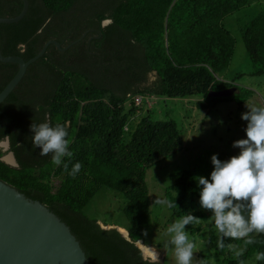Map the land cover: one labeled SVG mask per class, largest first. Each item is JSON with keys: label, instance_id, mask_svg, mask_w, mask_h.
I'll use <instances>...</instances> for the list:
<instances>
[{"label": "trees", "instance_id": "trees-1", "mask_svg": "<svg viewBox=\"0 0 264 264\" xmlns=\"http://www.w3.org/2000/svg\"><path fill=\"white\" fill-rule=\"evenodd\" d=\"M21 9L20 0H0V18L15 17ZM250 11L256 14L247 19L245 13ZM105 20H110L109 24L102 27ZM229 23L238 28L236 35L244 45L248 77H264L261 0H28V10L19 22L0 24L1 54L24 61L49 40L63 48L78 40L83 30L95 28L97 32L89 35H100L90 49L99 58L85 51L86 38L64 53L49 45L0 104V142L8 136L19 145L13 149L24 152L18 168L0 160V181L58 217L79 242L88 264H157L144 260L135 246L151 222L146 173L182 152L183 137L178 123L168 115L158 120L150 109L138 119L135 115L138 108H147L149 100L164 105L166 99L188 103V99L198 98L195 107L206 119L236 93L250 99L251 90L236 85L241 76L231 80L219 77L234 55ZM16 67L0 63V69L5 70L0 91ZM150 72H155L157 79L145 85ZM228 88H236L230 97L207 96L209 91ZM136 96L147 102L136 106ZM237 106L243 107L241 102ZM45 120L67 127L73 156L70 161L65 158V163L69 170L76 162L82 164L74 178L63 165H53L50 156L41 157L40 150L32 148L30 125ZM169 181L165 199L174 205L166 207L170 217L192 214L201 218L187 230L191 236L202 231L218 261L264 264L255 259L257 252H264V235L255 236L256 243L246 249L243 240H225V247L219 248L214 225L206 224L205 215L193 201L200 188L192 173L178 171ZM103 188L123 197L120 210L130 241L84 214ZM234 248L244 249L239 260Z\"/></svg>", "mask_w": 264, "mask_h": 264}, {"label": "rangeland", "instance_id": "rangeland-1", "mask_svg": "<svg viewBox=\"0 0 264 264\" xmlns=\"http://www.w3.org/2000/svg\"><path fill=\"white\" fill-rule=\"evenodd\" d=\"M261 2H264V0H261ZM245 14L247 19H249L256 13L250 11ZM106 24L107 22H104V25ZM227 27L235 40L234 55L229 67L220 73L219 77L221 80H231L241 76L236 80V85L250 89L252 95L249 97L250 99L244 98L240 93H236L231 101L220 104L218 110L206 119L203 117L204 112L198 111L195 107V103L199 100L198 98L188 99V103L166 99V105L156 104V99L149 100L146 105L147 108H138L135 115V118H140L146 113V109L152 110V117L158 120H164L168 115L169 119L178 123L183 137L182 152L165 162L156 164L146 173L145 180L149 192L152 215L150 226L138 244L147 259L152 263L176 264L174 252L171 249H166L164 244L169 239L167 227L175 222L177 218L170 217L166 206L155 204L158 199L166 200V190L170 185L169 176L178 171H190L196 184L195 177H209L213 170L211 163L213 154H218V158L223 161L239 153V149L233 148L232 144L235 140L246 138L244 129L247 122L241 119L242 113L248 110L246 105L264 107V77H248L250 67L244 45L238 33L236 35V29L238 28L230 23L227 24ZM156 79L155 72H150L147 75L145 85H150ZM239 102L243 106L241 109L237 106ZM125 107L129 109L130 103L127 102ZM0 145L2 149L1 159L12 156L14 160L12 165L18 168L19 159H24V152L18 149V143L10 140L8 136H4ZM13 146H18V148L14 150ZM54 185H58L57 180H54ZM123 200L122 196L112 190L100 189L85 207L84 214L88 218L98 220V223L103 228H114L126 232L125 228L128 224L122 217L120 210ZM193 201L197 205V210L205 215L206 224L212 226L213 223L209 220L211 212L201 209L199 193L193 198ZM203 234L202 231L200 234L192 236L189 234L190 240L194 245L193 251L196 257L194 264H198L201 259L208 261V264H222L207 245ZM234 250L239 251L240 249L234 248ZM142 257L145 259L143 254Z\"/></svg>", "mask_w": 264, "mask_h": 264}, {"label": "clouds", "instance_id": "clouds-1", "mask_svg": "<svg viewBox=\"0 0 264 264\" xmlns=\"http://www.w3.org/2000/svg\"><path fill=\"white\" fill-rule=\"evenodd\" d=\"M246 106L248 110L241 115V119L247 122L244 129L246 138L235 140L232 144L233 148L239 149V153L223 161L218 154H213L210 176L195 177L200 188V207L211 212L209 220L215 227L221 249L225 247V240H243L246 249L256 243L255 236L264 235V107ZM30 131L33 134L32 148L40 150L39 156H50L51 163L63 165L64 171L72 178L80 172L81 163L76 162L70 170L69 164L65 163V158L70 161L73 156L65 125L53 126L47 120L32 122ZM155 204L174 207L166 200L158 199ZM200 219L187 214L168 225L169 239L164 247L174 252L176 264H194V245L187 226L199 223ZM244 249L235 252L237 260ZM255 259L264 261V252H257ZM198 264H208V261L201 259Z\"/></svg>", "mask_w": 264, "mask_h": 264}, {"label": "water", "instance_id": "water-1", "mask_svg": "<svg viewBox=\"0 0 264 264\" xmlns=\"http://www.w3.org/2000/svg\"><path fill=\"white\" fill-rule=\"evenodd\" d=\"M20 1V13L15 17L0 18V24H14L25 16L28 0ZM49 45L64 50L60 43L51 40L27 61L19 56H3L0 52L1 63L17 66L15 75L0 91V104L17 87L27 68L44 55ZM235 91L236 88L209 91L207 96L227 98ZM0 160L9 167H17L6 158ZM116 230L122 238L130 241L127 232L124 234ZM138 243L139 241H136L135 246L139 249ZM0 264H88V260L70 229L46 206L26 198L15 188L0 181Z\"/></svg>", "mask_w": 264, "mask_h": 264}, {"label": "flooded vegetation", "instance_id": "flooded-vegetation-1", "mask_svg": "<svg viewBox=\"0 0 264 264\" xmlns=\"http://www.w3.org/2000/svg\"><path fill=\"white\" fill-rule=\"evenodd\" d=\"M96 4V3H95ZM97 6H98V3H97ZM80 15V14H79ZM78 15V17H80ZM75 18H77V16H73L72 17V19H75ZM82 23H85L86 22V20H81V19H79ZM106 21V20H105ZM110 21V20H109ZM109 24V22H107V24L106 25H104V21L101 23V26L102 27H106L107 25ZM84 26V25H83ZM82 27V26H81ZM94 32H97V30L95 29V28H89V29H86V30H83V32L81 33V36L78 38V40H76V41H73V42H71V43H69V44H67V46L66 47H61L62 49H64V50H59L61 53H64V52H67L74 44H76L77 42H80L81 40H84L85 38H86V42H85V45H84V49H85V51H87V53H89L91 56H96V57H98L99 58V56H98V53L97 52H92V51H90V49H91V43H92V41H94V38H100V35L99 36H97V37H94L93 35H89V34H91V33H94ZM49 41H51V40H49ZM64 43V42H63ZM75 53V52H74ZM81 54V53H80ZM68 57H70V55L68 54L67 55ZM67 57V58H68ZM80 57V55H78V58ZM69 60H70V58H68ZM80 61V59L78 60V62ZM85 61V60H84ZM1 63V62H0ZM87 63H89V61H87L86 62V64ZM2 64H6V63H2ZM10 69V68H9ZM5 70L4 69H0V80L2 79V78H4L5 77ZM16 72H17V67H16ZM15 72V73H16ZM15 75V74H14ZM1 143V142H0ZM1 146V145H0ZM1 152H2V149H1ZM2 158V157H1ZM144 260H148L147 258H145ZM149 261V260H148Z\"/></svg>", "mask_w": 264, "mask_h": 264}, {"label": "built area", "instance_id": "built-area-1", "mask_svg": "<svg viewBox=\"0 0 264 264\" xmlns=\"http://www.w3.org/2000/svg\"><path fill=\"white\" fill-rule=\"evenodd\" d=\"M143 100L147 102V99H146V98L135 97V98H134V104H135L136 106H140Z\"/></svg>", "mask_w": 264, "mask_h": 264}, {"label": "bare ground", "instance_id": "bare-ground-1", "mask_svg": "<svg viewBox=\"0 0 264 264\" xmlns=\"http://www.w3.org/2000/svg\"><path fill=\"white\" fill-rule=\"evenodd\" d=\"M0 52H1V51H0ZM6 160H7L8 162H10V163H13L12 156H8V157H6ZM120 231H121V230H120ZM121 232H123L124 234L126 233V232H124V231H121ZM138 247H139V249L141 250L142 254L146 257V255L144 254V251L142 250L141 246L138 245Z\"/></svg>", "mask_w": 264, "mask_h": 264}]
</instances>
